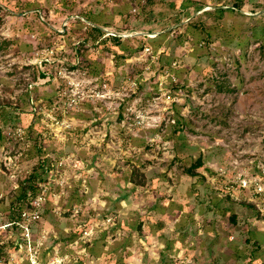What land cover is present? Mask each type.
<instances>
[{
	"label": "rangeland",
	"instance_id": "1",
	"mask_svg": "<svg viewBox=\"0 0 264 264\" xmlns=\"http://www.w3.org/2000/svg\"><path fill=\"white\" fill-rule=\"evenodd\" d=\"M228 1L169 0L177 24L161 6L146 22L145 0H0V239L12 250L20 234L3 226L21 182L47 160L32 224L44 264H235L237 254L264 264V0L227 11L211 34L183 15ZM73 17L141 49L123 58L91 47L99 76L42 63L52 52L56 62L73 59L88 33ZM160 53L172 59L166 71ZM61 71L80 82L69 92L77 104ZM0 264L27 262L18 251Z\"/></svg>",
	"mask_w": 264,
	"mask_h": 264
},
{
	"label": "trees",
	"instance_id": "2",
	"mask_svg": "<svg viewBox=\"0 0 264 264\" xmlns=\"http://www.w3.org/2000/svg\"><path fill=\"white\" fill-rule=\"evenodd\" d=\"M169 0H145L144 4H143V12L145 14L144 20L146 19V22H151V20H154L157 16L158 13H160V15H162L161 12H157V7L161 6L162 8H165L164 11H166V14H169V17L172 18V21L175 23H180L181 19L180 17H177V15H174V13L176 12L175 9L178 8V3L176 2H168ZM225 5H229L228 8H213V9H208L205 10L203 12H201L198 15H194L196 11H191L189 10V7L185 8V11L183 12V15H185V18H189V21L187 22L188 25L193 26L195 29L198 30H205L207 31L209 34H211V30L210 29H214L215 31H217L218 28L222 27V20L226 17V12L227 11H232L234 10L236 13L239 12L241 10V8L245 5V0H229L228 3H226ZM204 6V5H203ZM1 7H4V5L2 4ZM264 8V6L262 7ZM262 8H260V11L262 10ZM199 9V8H198ZM197 9V10H198ZM41 12V9H38V12ZM258 11V10H257ZM256 10L252 11L253 16L257 13ZM262 16H264V11L261 12ZM42 15V13H41ZM211 19H213L212 21H210ZM70 22H78L81 24H85L87 29H88V33L86 34L85 38H80L79 40H77V42H75V44L73 45L72 49L74 50L73 53V59L71 60H67L66 58H59V62H56V58H55V54L50 55L49 57H44L42 59V63H45L49 66H59L60 63L62 64V67H67L68 70H78L80 73L86 75V74H91L94 76H99V75H103L101 72V66L96 63L93 60H90L87 58L86 56V52L88 49H90L91 47H97L100 48L104 51H114V54H117L120 57H126L127 55H131L134 52H136V50H140L141 46H137V47H132V46H125L124 45V41L125 40H129V39H133V38H128V37H122V36H118V35H110L107 34V32L104 30V28L98 24H94L95 22H92L90 24H86V22L82 19V18H68L67 19ZM89 20V17H88ZM207 25H211V27H207ZM51 30H55L58 31L59 30L57 28H53L51 26H49ZM168 26H165V28H167ZM168 32L165 33H160L157 36L161 37L162 35L167 34ZM210 36V35H209ZM222 37V36H221ZM223 41H225L224 43L227 45H230L232 43V41L227 38L224 37V39H222ZM239 44V43H238ZM52 44L47 45V49L53 51V49H51L50 47ZM158 60L160 62V68L163 71H166L167 68H170L171 63H172V59L167 56V54L160 53V56L158 57ZM57 63V64H56ZM47 72L45 70L40 71L39 72V77L45 78L47 76ZM61 79H63L61 86L62 89L64 90V93L68 96V98L70 97L71 94H69L70 90H71V86L69 85L68 81L66 78H64L63 76H60ZM106 80V79H105ZM38 138L36 137L35 139V143L38 142L37 140ZM50 162H48L47 160H43L39 166H35L32 168V170L28 173L27 177L21 182L22 188H23V193L17 198L16 202L13 205V213L11 214V218H9V221L7 223H11V222H15L14 226H15V230H16V234H20V229H19V224L18 222L21 221V212L22 210H24L23 204L24 202L27 200V206H31L32 205V200H34L35 198H37L39 196V194L41 193L43 187L45 184H43L47 178V173L49 172L50 168ZM203 165V160L201 157H199L196 161L193 162V164L188 168V172L191 175H195L194 170L196 168H199ZM42 167V171H39V168ZM138 169H135V172ZM132 181L135 184H142V182H140V180H138L137 178V174H135L133 172L132 174ZM229 197V196H227ZM226 197V199H227ZM234 201V200H232ZM45 202V201H44ZM43 202V203H44ZM235 203V202H234ZM232 220L235 222L236 221V213L232 214ZM38 221V220H37ZM0 239V261H4L5 263L8 262V260L10 259L11 255H13L14 252H18L19 247L15 244L14 249L12 250L11 246V238L10 241H5V239ZM246 241H250L249 238L246 239ZM254 242L258 245V247H260L261 241L256 238L254 240ZM254 243V244H255ZM13 251V253H12ZM12 253V254H11ZM23 254L24 259L25 254L23 252H21ZM13 258V256H12ZM237 258L238 260L235 262V264H244L245 262V256L241 255V254H237ZM18 259V258H17ZM16 258H13V261L18 263V260ZM249 264H259V263H254L252 262V260H250V262H248Z\"/></svg>",
	"mask_w": 264,
	"mask_h": 264
},
{
	"label": "built area",
	"instance_id": "3",
	"mask_svg": "<svg viewBox=\"0 0 264 264\" xmlns=\"http://www.w3.org/2000/svg\"><path fill=\"white\" fill-rule=\"evenodd\" d=\"M111 35V34H110ZM149 49V48H148ZM64 72L61 71V74ZM69 85L71 86V89L78 88L80 86V82L76 81L73 76L63 74ZM105 91H99L96 92L97 96H104ZM80 95L79 93H71V96L68 98V103L69 104H77L79 102ZM138 122L141 123L144 121L143 115H138ZM20 132H22L21 128L17 129ZM242 183L244 186H247L248 183L245 179L242 180ZM258 190L260 192L264 191V187L260 184L257 185ZM47 187H43L41 193L37 198L32 200V209L31 210H22L21 212V221L18 222L19 224V229H20V236L17 238L15 241V244L19 247V251L23 252L25 254V260L27 264H44L42 257H41V251L42 247L44 245L42 238H35L33 234V223L36 222L40 218V207L42 206L43 202L46 199V189ZM15 222L11 223H6L5 228L7 227H13ZM2 227V226H1ZM62 259H57L55 257H52L51 262L48 264H56V263H62Z\"/></svg>",
	"mask_w": 264,
	"mask_h": 264
}]
</instances>
